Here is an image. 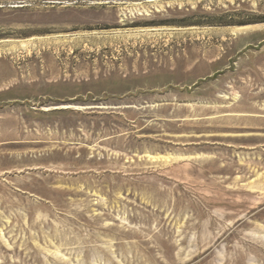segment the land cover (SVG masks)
Here are the masks:
<instances>
[{"label":"rangeland","instance_id":"1","mask_svg":"<svg viewBox=\"0 0 264 264\" xmlns=\"http://www.w3.org/2000/svg\"><path fill=\"white\" fill-rule=\"evenodd\" d=\"M0 264H264V0H0Z\"/></svg>","mask_w":264,"mask_h":264}]
</instances>
